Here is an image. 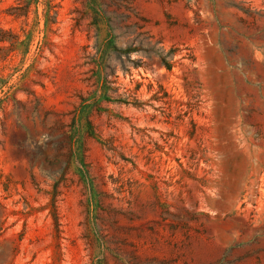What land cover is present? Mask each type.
Returning <instances> with one entry per match:
<instances>
[{"label": "rangeland", "instance_id": "374dc122", "mask_svg": "<svg viewBox=\"0 0 264 264\" xmlns=\"http://www.w3.org/2000/svg\"><path fill=\"white\" fill-rule=\"evenodd\" d=\"M22 2L0 0V264H264V0H55L48 28ZM100 75L133 105L89 127Z\"/></svg>", "mask_w": 264, "mask_h": 264}, {"label": "trees", "instance_id": "16d2710c", "mask_svg": "<svg viewBox=\"0 0 264 264\" xmlns=\"http://www.w3.org/2000/svg\"><path fill=\"white\" fill-rule=\"evenodd\" d=\"M41 2H45L46 5V27L48 28L49 25L52 23L53 17L51 16V11L55 8L54 2L55 0H23V7L22 10L18 11V13L14 14L17 17H27L30 12V8L33 5L38 6ZM54 23V22H53ZM32 38H28V42L24 43L23 45L27 47L26 53L31 45ZM11 43V46L19 44V38L13 34L12 31H6L4 29H0V44ZM3 49H0L2 51ZM14 51V50H13ZM4 56H0V61L4 60ZM162 65L167 68L168 71H171V66L162 62ZM98 88L90 97L82 98L81 104L78 109V114L76 117L81 116L87 119V123L89 127L92 126L90 121V116L94 111H101V104L103 102L107 103H116V104H126V105H133L126 100H122V98H115L113 95L117 94L116 88L112 86V82L108 80L106 77L98 78Z\"/></svg>", "mask_w": 264, "mask_h": 264}]
</instances>
